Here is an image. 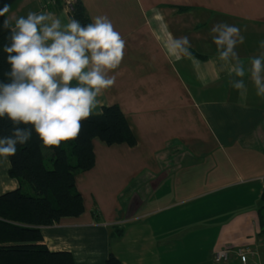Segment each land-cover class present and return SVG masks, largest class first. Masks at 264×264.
Returning a JSON list of instances; mask_svg holds the SVG:
<instances>
[{
  "label": "crops",
  "instance_id": "1",
  "mask_svg": "<svg viewBox=\"0 0 264 264\" xmlns=\"http://www.w3.org/2000/svg\"><path fill=\"white\" fill-rule=\"evenodd\" d=\"M58 0H0L7 18L50 12L72 17ZM92 20L107 16L126 41L115 85L98 97L118 105L136 146L94 140L96 164L77 177L85 212L41 229L52 252L75 264H217L219 250L244 249L218 264H264L259 207L264 189V97L246 72L234 89L219 60L211 27L235 25L245 68L264 49V0H81ZM14 23V21H13ZM187 36L191 55L172 54ZM239 79V78H236ZM0 157V195L21 188Z\"/></svg>",
  "mask_w": 264,
  "mask_h": 264
},
{
  "label": "clouds",
  "instance_id": "2",
  "mask_svg": "<svg viewBox=\"0 0 264 264\" xmlns=\"http://www.w3.org/2000/svg\"><path fill=\"white\" fill-rule=\"evenodd\" d=\"M9 10L5 4L0 17ZM2 27L10 30V44L3 48L10 82H0V118L13 127L10 135L0 136V157L14 156L17 146L27 145L33 133L48 147L78 139L83 122L100 104L98 97L115 85L114 73L125 55L124 38L104 15L82 25L74 17L64 24L53 13L30 11L5 18ZM210 31L224 62L222 70L227 67L234 75L231 86L246 91L247 72L256 94L264 97V52L250 57L251 67L246 69L237 52L245 41L240 28L219 22ZM190 47L187 36L173 38L168 45L172 54L186 56L191 55ZM259 47L264 49V40Z\"/></svg>",
  "mask_w": 264,
  "mask_h": 264
},
{
  "label": "trees",
  "instance_id": "3",
  "mask_svg": "<svg viewBox=\"0 0 264 264\" xmlns=\"http://www.w3.org/2000/svg\"><path fill=\"white\" fill-rule=\"evenodd\" d=\"M0 8H3L0 6ZM82 25L91 23L84 3L74 2L70 14ZM0 17V82H10L7 53L3 51L10 30L2 27ZM12 124L0 118V136L11 134ZM109 146L135 147L136 138L118 105L103 107L82 124L78 139L64 141L59 147L43 145L33 133L27 145H18L8 157L9 175L21 188L0 195V264H75L69 252H52L43 244L42 228L78 218L85 212L84 200L77 190V177L96 164L94 140ZM29 186L32 194L26 192ZM259 207L260 233L264 237V189ZM104 264H122L111 253Z\"/></svg>",
  "mask_w": 264,
  "mask_h": 264
},
{
  "label": "built area",
  "instance_id": "4",
  "mask_svg": "<svg viewBox=\"0 0 264 264\" xmlns=\"http://www.w3.org/2000/svg\"><path fill=\"white\" fill-rule=\"evenodd\" d=\"M58 0H47L46 4L47 5H56ZM73 7H74V2L73 1H68L66 3V8L68 9L69 13L71 14L73 12ZM248 251L241 249L236 252H233L231 249L227 250H219L214 256L215 262L218 263H227L229 262L232 254L237 255L238 258L242 259L243 262L246 261L245 255H247Z\"/></svg>",
  "mask_w": 264,
  "mask_h": 264
},
{
  "label": "rangeland",
  "instance_id": "5",
  "mask_svg": "<svg viewBox=\"0 0 264 264\" xmlns=\"http://www.w3.org/2000/svg\"><path fill=\"white\" fill-rule=\"evenodd\" d=\"M25 190H26V192H28V193H30V194L33 193L32 190H31V188H29V186H27Z\"/></svg>",
  "mask_w": 264,
  "mask_h": 264
}]
</instances>
